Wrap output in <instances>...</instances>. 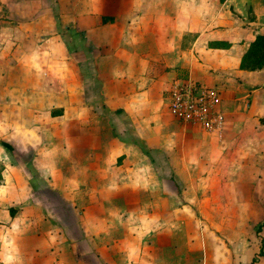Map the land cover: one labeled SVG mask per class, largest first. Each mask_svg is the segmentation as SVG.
<instances>
[{
    "label": "crops",
    "instance_id": "1",
    "mask_svg": "<svg viewBox=\"0 0 264 264\" xmlns=\"http://www.w3.org/2000/svg\"><path fill=\"white\" fill-rule=\"evenodd\" d=\"M259 35L264 0H0V94L36 130L32 149L0 148V264H117L120 207L159 220L170 203L161 163H127L187 142L167 126L166 83L216 86L226 125L248 104L264 121V68H241ZM44 122L54 142L38 146Z\"/></svg>",
    "mask_w": 264,
    "mask_h": 264
},
{
    "label": "rangeland",
    "instance_id": "2",
    "mask_svg": "<svg viewBox=\"0 0 264 264\" xmlns=\"http://www.w3.org/2000/svg\"><path fill=\"white\" fill-rule=\"evenodd\" d=\"M165 88L161 101L167 126L175 129L171 137H184L187 142L183 144L185 147H181L180 140L171 143L170 150L160 159L152 155L150 160L139 158L127 163L146 165L150 161L154 166L161 163L167 175H152V181L158 177L162 180L163 176L167 179L170 203L165 206L166 214L159 220L144 211L148 209L146 206L120 207L117 264L144 261L165 264H264V229L261 233L258 231L264 222L262 112L251 110L248 104L249 107L238 109L241 113L234 111L228 114V123L221 133H199L192 126L185 129V125L182 124L183 128L176 122L169 111L170 87L167 83ZM22 97L23 101L26 100L27 94ZM4 100L0 94V148L14 150L15 144H10V147L3 145L4 139L12 137L17 141V148L32 149V143L27 139L36 130L30 125L35 124L29 119L30 114L25 110L21 113ZM43 114L46 112L40 111V119L47 121L49 115ZM21 116L23 125L18 126ZM38 127L40 135H47V141H40L38 146L46 145L50 141L51 126L44 122ZM52 142L53 139L50 144ZM41 156L40 159L46 163L47 158ZM123 163L124 157H119L118 164ZM3 169V162L0 161V182ZM47 175L50 179V174H44V178ZM130 178H134L137 192L142 185V176L128 174L127 179ZM45 195L57 204L55 195L49 191H45ZM58 211L66 213L63 207Z\"/></svg>",
    "mask_w": 264,
    "mask_h": 264
},
{
    "label": "built area",
    "instance_id": "3",
    "mask_svg": "<svg viewBox=\"0 0 264 264\" xmlns=\"http://www.w3.org/2000/svg\"><path fill=\"white\" fill-rule=\"evenodd\" d=\"M169 108L174 118L200 133L219 134L226 127L221 91L193 79H174L171 83Z\"/></svg>",
    "mask_w": 264,
    "mask_h": 264
},
{
    "label": "trees",
    "instance_id": "4",
    "mask_svg": "<svg viewBox=\"0 0 264 264\" xmlns=\"http://www.w3.org/2000/svg\"><path fill=\"white\" fill-rule=\"evenodd\" d=\"M215 44L218 45L222 43H213V45ZM241 68L247 70L264 68V35L257 36V38L251 43L249 49L243 56ZM3 145L10 147V144L7 142H3ZM263 226L264 222L260 225L258 231H261Z\"/></svg>",
    "mask_w": 264,
    "mask_h": 264
}]
</instances>
